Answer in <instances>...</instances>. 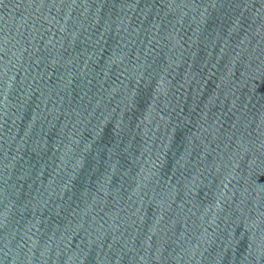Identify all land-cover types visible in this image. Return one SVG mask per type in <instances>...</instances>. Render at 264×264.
I'll list each match as a JSON object with an SVG mask.
<instances>
[{
    "label": "water",
    "instance_id": "1",
    "mask_svg": "<svg viewBox=\"0 0 264 264\" xmlns=\"http://www.w3.org/2000/svg\"><path fill=\"white\" fill-rule=\"evenodd\" d=\"M0 264H264V0H0Z\"/></svg>",
    "mask_w": 264,
    "mask_h": 264
}]
</instances>
